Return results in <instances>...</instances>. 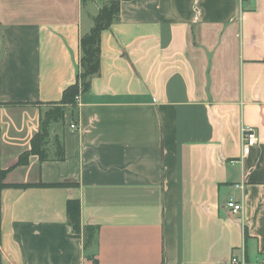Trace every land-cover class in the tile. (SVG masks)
I'll use <instances>...</instances> for the list:
<instances>
[{
  "label": "crops",
  "instance_id": "crops-1",
  "mask_svg": "<svg viewBox=\"0 0 264 264\" xmlns=\"http://www.w3.org/2000/svg\"><path fill=\"white\" fill-rule=\"evenodd\" d=\"M107 1L0 0V103L26 104L0 107V169L43 185L0 190V264H264V0H120L78 120L52 133L63 160L16 166Z\"/></svg>",
  "mask_w": 264,
  "mask_h": 264
},
{
  "label": "trees",
  "instance_id": "trees-1",
  "mask_svg": "<svg viewBox=\"0 0 264 264\" xmlns=\"http://www.w3.org/2000/svg\"><path fill=\"white\" fill-rule=\"evenodd\" d=\"M83 3L88 0H82ZM120 8V0H108L96 13L92 20V27L88 33L81 35L79 38V63L75 76V82L68 86L62 93L61 99L56 103L48 104H32L40 106L39 109V130L30 141V149L28 152L19 156L16 166H25L30 156H37L40 162L55 159L61 161L64 158L63 146L55 135L52 133L55 128L63 126L64 116L66 113L72 115L73 121L78 120V99L81 95L88 92L90 82L100 73V34L108 29L113 23L118 21ZM26 104H6L0 103L2 106H18ZM44 108H41V107ZM53 139L55 150L50 154L49 144ZM15 166V167H16ZM11 169V168H10ZM8 170L0 169V190L2 189H27L31 187H43L37 185H10L4 183ZM60 186H65L64 184ZM48 187V186H46ZM50 187V186H49ZM54 187V186H53ZM66 216L68 224L71 228L73 237H80L83 232L84 248L91 246L96 228L81 227L80 223V205L78 201L70 200L66 203ZM95 263V260H93Z\"/></svg>",
  "mask_w": 264,
  "mask_h": 264
},
{
  "label": "built area",
  "instance_id": "built-area-1",
  "mask_svg": "<svg viewBox=\"0 0 264 264\" xmlns=\"http://www.w3.org/2000/svg\"><path fill=\"white\" fill-rule=\"evenodd\" d=\"M241 2L247 0H240ZM70 129H75V125L71 124ZM258 144V138L256 132L253 128L245 127L241 132V152L242 157H246L252 149H254ZM236 188H241L237 186ZM227 207L231 210V213L237 215L241 212L242 205L241 203H236L234 200L230 199L227 203ZM264 263V262H263ZM230 264H245L243 261H238L237 258H232Z\"/></svg>",
  "mask_w": 264,
  "mask_h": 264
}]
</instances>
